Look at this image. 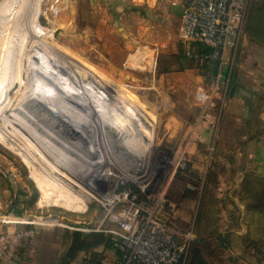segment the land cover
<instances>
[{
	"label": "rangeland",
	"instance_id": "374dc122",
	"mask_svg": "<svg viewBox=\"0 0 264 264\" xmlns=\"http://www.w3.org/2000/svg\"><path fill=\"white\" fill-rule=\"evenodd\" d=\"M129 1L0 0V168L29 192L33 215L61 225V264L104 255L103 245L82 250L75 239L90 236L88 245L112 228L91 187L149 193L153 202L162 193L163 220L190 242L185 264L195 251L205 264H245L219 235L235 226L226 214L234 204L219 198L234 177L225 169L232 158L210 151L200 134L206 120L192 77L178 70V30L160 10ZM14 148L59 185L42 181L48 197H66L76 211L40 204ZM36 202L45 207L33 209Z\"/></svg>",
	"mask_w": 264,
	"mask_h": 264
},
{
	"label": "crops",
	"instance_id": "0c3cea01",
	"mask_svg": "<svg viewBox=\"0 0 264 264\" xmlns=\"http://www.w3.org/2000/svg\"><path fill=\"white\" fill-rule=\"evenodd\" d=\"M129 4L134 9L145 6L160 10L168 16L165 21H161L179 33L185 0H130ZM185 47L179 42L176 55L180 56L176 58L185 66H180L178 70L192 77L194 90L202 78L203 70L185 57ZM179 51L182 55L178 54ZM226 76L218 99L219 113L217 116L208 115L206 130L200 134L206 138V147L211 148L210 151L215 150L221 156L232 158V164L225 161V169L233 170L234 177L224 183L225 190L219 198L222 202L234 204L226 214L235 218V226L224 225L219 235L230 239L229 246L233 241L234 252L242 262L257 264L258 254L264 256V0H248L242 38ZM3 141L2 138L0 144ZM12 150L15 151V148ZM15 152L21 160L26 161L25 165L30 170L29 178L41 195L39 203L42 205L43 200L47 199L50 206L64 208L65 202H69L68 198L62 197L63 201L54 195L48 197L42 181L46 178L48 183L51 181L59 185L47 175L36 174L29 155L28 160L23 158L19 150ZM93 160L90 165L96 167ZM29 202V192L19 188L13 176L0 168V216L6 214L8 221L4 227L11 232L24 228L10 222L11 216L16 217L14 212L19 213V218L34 216L47 221L38 228L35 239L21 243L12 261L0 264H61V225L55 224L57 219L52 217L33 215ZM42 207L36 202L33 209L40 210ZM100 248V251L104 249V255H110L104 246Z\"/></svg>",
	"mask_w": 264,
	"mask_h": 264
},
{
	"label": "built area",
	"instance_id": "2783aa9c",
	"mask_svg": "<svg viewBox=\"0 0 264 264\" xmlns=\"http://www.w3.org/2000/svg\"><path fill=\"white\" fill-rule=\"evenodd\" d=\"M247 3L248 0H185L179 27V42L187 46L184 55L196 64L217 66L216 72L201 79L195 89L202 120H207V112L218 104L242 38ZM106 189L91 187L94 198L102 199L104 221L112 226L106 230L111 242L110 255H104L97 264L186 263L190 242L173 234L163 220L162 193L153 202L149 193L143 192L141 196L131 189L117 187L104 193ZM11 219L10 222L24 228L11 232L4 227L8 224L6 214L0 216V263L12 261L21 243L34 239L38 228L47 222L34 216Z\"/></svg>",
	"mask_w": 264,
	"mask_h": 264
},
{
	"label": "trees",
	"instance_id": "16d2710c",
	"mask_svg": "<svg viewBox=\"0 0 264 264\" xmlns=\"http://www.w3.org/2000/svg\"><path fill=\"white\" fill-rule=\"evenodd\" d=\"M200 49V48H199ZM199 49H197V50H199ZM204 51H209V49L208 48H205L204 49ZM197 66L200 68V69H202V70H206V71H208V72H211V74H214L215 72H216V70H217V66H216V64H210V65H208V66H206V65H200V64H197ZM201 132H204V131H201ZM205 134V133H204ZM206 135V134H205ZM136 192V191H135ZM14 214L16 215V216H19V213L18 212H14ZM87 237H90V236H81L80 234H78V235H76V237H75V239H77L78 240V242L80 243V246H82L81 248H82V250H84L85 248H88V249H90V248H95V247H97V246H104L105 247V249H109L110 247H111V242H110V240H109V238H103L102 236H98V235H94V236H91V238H92V243H90V244H88V245H86L85 243H84V241H86V239H87ZM94 241V242H93ZM86 246V247H85ZM104 257V255L100 258V259H102ZM187 260V259H186ZM187 264H205L204 263V261L201 259V256H200V254H199V252L198 251H195L193 254H192V256H191V258L189 259V261H188V263Z\"/></svg>",
	"mask_w": 264,
	"mask_h": 264
},
{
	"label": "bare ground",
	"instance_id": "6f19581e",
	"mask_svg": "<svg viewBox=\"0 0 264 264\" xmlns=\"http://www.w3.org/2000/svg\"><path fill=\"white\" fill-rule=\"evenodd\" d=\"M2 34V33H1ZM6 36V35H5ZM8 36H9V34H8ZM11 36V35H10ZM4 37V36H3ZM7 37V36H6ZM33 117V116H32ZM26 118V117H25ZM28 118V117H27ZM29 119H30V117H29ZM32 119V118H31ZM36 120V119H35ZM31 121V120H30ZM44 124V123H43ZM45 128V127H44ZM43 128V129H44ZM49 130H47V132H48ZM58 132V131H57ZM49 133V132H48ZM59 133V132H58ZM61 136V135H60ZM55 137V136H54ZM55 138H57V137H55ZM59 140H61V139H59ZM66 141V140H65ZM65 141H64V143H65ZM68 144V143H67ZM70 144V143H69ZM71 145V144H70ZM75 149V148H74ZM57 190V189H56ZM60 190V189H59ZM75 190V189H74ZM54 195H55V193H54ZM56 196V195H55ZM56 198H58L57 196H56ZM61 200H63L62 198H60ZM79 200V199H78ZM64 201V200H63ZM64 208L66 209V210H68V211H76V210H74L75 208H73L72 206H71V203H69V202H65V205H64Z\"/></svg>",
	"mask_w": 264,
	"mask_h": 264
}]
</instances>
